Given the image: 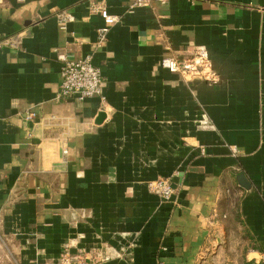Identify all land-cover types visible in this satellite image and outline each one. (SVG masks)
I'll use <instances>...</instances> for the list:
<instances>
[{
    "label": "crops",
    "instance_id": "1",
    "mask_svg": "<svg viewBox=\"0 0 264 264\" xmlns=\"http://www.w3.org/2000/svg\"><path fill=\"white\" fill-rule=\"evenodd\" d=\"M98 6L118 16L106 45ZM0 43V264L264 252V0H2ZM199 46L215 81L163 65ZM88 54L101 94L59 97L60 55Z\"/></svg>",
    "mask_w": 264,
    "mask_h": 264
},
{
    "label": "built area",
    "instance_id": "2",
    "mask_svg": "<svg viewBox=\"0 0 264 264\" xmlns=\"http://www.w3.org/2000/svg\"><path fill=\"white\" fill-rule=\"evenodd\" d=\"M2 0H0L1 2ZM150 1H167V0H135L137 5H145ZM104 25L99 28L98 34L101 45H106L108 41V32L110 26L118 20V16L109 12L105 6H98ZM62 21L73 19L72 14L67 10H62L58 14ZM1 46V43H0ZM61 81L59 84L58 96L69 97L76 94L79 99H85L101 94V83L103 80L101 68L92 62L91 55L84 58L71 59L60 55ZM163 65L172 72L180 73L189 78H201L204 80H216V73L213 69L212 61L204 46H199L192 56L179 58L176 55H170L163 59ZM104 99V96H102ZM33 113L27 115L32 119ZM151 191L157 193L161 200L171 201L175 191L173 181L166 177L156 178L149 182ZM59 264H91L89 260L82 255H72L65 251ZM252 264H264V252L257 258H254Z\"/></svg>",
    "mask_w": 264,
    "mask_h": 264
}]
</instances>
